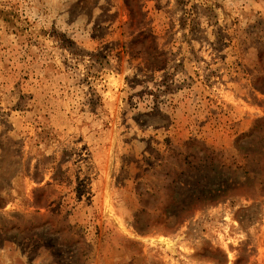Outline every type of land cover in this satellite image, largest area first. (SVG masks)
I'll return each instance as SVG.
<instances>
[{
	"label": "rangeland",
	"instance_id": "rangeland-1",
	"mask_svg": "<svg viewBox=\"0 0 264 264\" xmlns=\"http://www.w3.org/2000/svg\"><path fill=\"white\" fill-rule=\"evenodd\" d=\"M0 264H264V0H0Z\"/></svg>",
	"mask_w": 264,
	"mask_h": 264
}]
</instances>
